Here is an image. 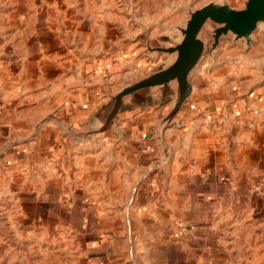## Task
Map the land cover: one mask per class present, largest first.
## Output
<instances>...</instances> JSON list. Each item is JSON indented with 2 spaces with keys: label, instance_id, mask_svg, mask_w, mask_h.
<instances>
[{
  "label": "crops",
  "instance_id": "0c3cea01",
  "mask_svg": "<svg viewBox=\"0 0 264 264\" xmlns=\"http://www.w3.org/2000/svg\"><path fill=\"white\" fill-rule=\"evenodd\" d=\"M31 6L0 0L2 213L29 231L33 217L55 216L81 240L87 264L240 257L235 237L256 218L264 232V78L254 45L204 55L168 125L175 81L137 91L117 122L79 137L73 131L99 124L122 79L143 65L123 49L81 56Z\"/></svg>",
  "mask_w": 264,
  "mask_h": 264
},
{
  "label": "rangeland",
  "instance_id": "374dc122",
  "mask_svg": "<svg viewBox=\"0 0 264 264\" xmlns=\"http://www.w3.org/2000/svg\"><path fill=\"white\" fill-rule=\"evenodd\" d=\"M30 1L29 12L48 15L51 29L58 32V39L61 37L64 46L78 50L81 56L121 49L130 56L135 52L134 57L143 66L122 79V88L170 60L168 53L155 47L175 44L191 11L209 2L242 8L247 0ZM204 30L207 31V47H210L214 25L209 22ZM252 35V55L257 59L260 72L261 65L264 66V22L259 23ZM3 206L0 201V209ZM262 218H256L260 220L256 226H251V233L244 236L241 231L240 238L235 237V246L241 255L221 257L226 264H264V232L256 228L258 225L263 227ZM176 226L184 227L178 222ZM0 264H87V256L81 240L73 237L72 231L59 229L55 216L33 217L29 231L21 216L15 215L14 223L8 210L3 213L0 210Z\"/></svg>",
  "mask_w": 264,
  "mask_h": 264
},
{
  "label": "water",
  "instance_id": "95a60500",
  "mask_svg": "<svg viewBox=\"0 0 264 264\" xmlns=\"http://www.w3.org/2000/svg\"><path fill=\"white\" fill-rule=\"evenodd\" d=\"M214 25L212 42L207 47V23ZM264 22V0H247L242 8H235L228 3L209 2L190 13L185 26L181 27V36L175 44L158 46L156 50L169 54L170 60L163 66L138 80L122 87L111 96L101 122L93 127L73 131V135L85 137L106 129L117 122L124 99L139 90L158 87L163 90L175 81L173 106L161 123L166 126L172 117L187 101L191 93L190 76L204 55L214 56L223 43L236 44L254 42L253 32ZM205 35V37H204ZM260 77L264 78V66L261 65Z\"/></svg>",
  "mask_w": 264,
  "mask_h": 264
}]
</instances>
